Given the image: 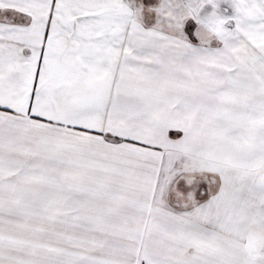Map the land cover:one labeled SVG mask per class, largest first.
<instances>
[{
  "label": "snow or ice",
  "instance_id": "obj_1",
  "mask_svg": "<svg viewBox=\"0 0 264 264\" xmlns=\"http://www.w3.org/2000/svg\"><path fill=\"white\" fill-rule=\"evenodd\" d=\"M0 264H264V0H0Z\"/></svg>",
  "mask_w": 264,
  "mask_h": 264
}]
</instances>
